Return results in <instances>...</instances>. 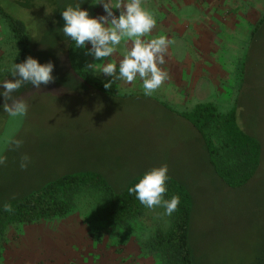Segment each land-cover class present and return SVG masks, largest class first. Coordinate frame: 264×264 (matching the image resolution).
<instances>
[{"label": "rangeland", "instance_id": "obj_1", "mask_svg": "<svg viewBox=\"0 0 264 264\" xmlns=\"http://www.w3.org/2000/svg\"><path fill=\"white\" fill-rule=\"evenodd\" d=\"M93 1L24 0L21 5L0 0L3 10L24 23L31 37L30 56L41 64L51 61L55 77L40 89L25 84L13 93L28 105L24 116L11 117L4 112L0 95V143L15 134V139L23 141L18 150L5 153L6 164L0 165V204L22 198L67 173L96 174L110 190L119 193L132 177L166 164L168 176L180 180L192 195L191 239L199 263L250 264L255 258L264 262V80L258 78L255 86L254 75L241 98L246 106L243 122L260 138L262 162L256 173L254 170L247 180L231 187L210 175L193 129L168 111L183 97L176 93L173 79L162 84L163 94L154 92L151 96L145 95L143 88L123 94L117 85L103 90L105 93L99 86L92 90L91 80L74 78L72 73L91 70L87 65L94 58L84 54L90 43L81 49L73 41L70 62L75 70L66 69L68 37L60 30L64 25L61 10L80 2V7L95 17L89 10ZM263 12L264 0H255V14L244 16L243 30L228 34L236 46V89L249 31ZM2 23L8 26L0 15V26ZM4 38L11 41L6 29ZM18 49L16 46L13 57L9 51L0 62V83L12 79L9 70L18 63ZM232 50L228 45V53ZM117 51L118 62L127 52L123 41ZM250 52L255 53V47ZM165 61L160 67L163 71L168 68L169 77L178 62L169 50ZM234 98L217 106L218 111L230 109ZM208 136L214 145H220L217 132L210 128ZM23 154L30 157L25 170L20 168ZM77 156H81L79 161ZM70 198L69 210L62 216L6 227L0 239V264H168L152 243L154 234L169 224L171 215H164L162 207L149 209L140 204L137 215L119 224L105 219L106 196L101 189L79 185Z\"/></svg>", "mask_w": 264, "mask_h": 264}, {"label": "trees", "instance_id": "obj_2", "mask_svg": "<svg viewBox=\"0 0 264 264\" xmlns=\"http://www.w3.org/2000/svg\"><path fill=\"white\" fill-rule=\"evenodd\" d=\"M11 1L24 4V0ZM0 15L7 20L11 36L19 45L18 63H21L31 55V37L21 20L12 17L1 7ZM71 44L72 41L68 38L64 63L66 69L70 71L75 70L70 62ZM252 46L255 47V53L250 52L251 48H254ZM239 72L238 93L233 105L225 113H218L210 102L197 103L187 112L174 113L167 108L172 115L181 117L193 129L202 162L210 175L231 187L247 180L254 170L256 173L263 158L260 138L252 135L243 122L242 113L246 106L241 98L244 89L253 82L254 75L255 86L258 78L264 80V12L249 31L248 46ZM210 128L220 135L219 146L214 145L210 140L208 136ZM144 173L132 177L119 193L110 190L109 185L96 174L90 172L63 174L22 198L0 204V239L4 229L10 224H27L64 215L70 207V195L79 185L101 189L106 196L103 210L105 219L107 222L123 224L137 215L140 210L141 203L135 194H129L128 188L133 186ZM166 189L164 198L170 199L173 195H177L180 197V204L177 211L171 214L168 227L157 231L152 243L168 264H200L197 248L191 239L192 195L180 180L170 176L166 181ZM5 204L11 206V212L4 211ZM250 264H264V262L255 258Z\"/></svg>", "mask_w": 264, "mask_h": 264}, {"label": "clouds", "instance_id": "obj_3", "mask_svg": "<svg viewBox=\"0 0 264 264\" xmlns=\"http://www.w3.org/2000/svg\"><path fill=\"white\" fill-rule=\"evenodd\" d=\"M81 2V0H80ZM80 2L75 6L68 5L61 10L64 20L61 33L74 42L76 48L84 49L86 44L91 45L85 50V55H91L96 61H105L106 58L116 53L121 42L128 45L127 52L118 62H106L100 65L99 73L111 79L104 83L106 89L113 82L123 81L125 84L142 81L144 94L151 96L168 79V73L160 65L165 64V56L169 45L173 41L161 35L151 39L149 36L156 26L154 16L144 7L142 0H97L104 9V15L92 17L86 9L80 7ZM119 10V14L114 13ZM55 23V21H54ZM87 68L92 69L93 63ZM12 79H6L2 85L3 111L11 117L27 114L28 105L22 98H16L13 93L25 84H31L35 89L55 81L52 75L53 63H39L36 58L28 56L21 63H13L10 68ZM23 144L21 139H10L9 146L18 150ZM7 157L0 155V165L6 164ZM30 163V157L23 154L20 159V168L25 170ZM168 179L167 165L153 167L147 170L139 180L128 188L129 194H135L137 200L149 209L162 207L164 215H171L177 211L180 197L173 195L165 199ZM5 212H11L10 205L5 204Z\"/></svg>", "mask_w": 264, "mask_h": 264}, {"label": "crops", "instance_id": "obj_4", "mask_svg": "<svg viewBox=\"0 0 264 264\" xmlns=\"http://www.w3.org/2000/svg\"><path fill=\"white\" fill-rule=\"evenodd\" d=\"M112 3L114 4L115 0H112ZM90 5L89 10L95 13V17L105 14L103 6L97 3V0ZM142 7L156 20L155 28L144 38L151 39L163 35L173 41L168 50L178 63L171 68L168 78L173 79L177 87L176 93L183 97L172 104L174 107L169 110L187 112L197 103L210 102L218 111L217 106L224 105L228 100L230 102L237 90L236 77L233 73L236 65V46L234 39H229L228 34L238 29L243 30L244 16L255 14V0H142ZM113 11L119 14V10ZM5 29L11 38L9 42L4 38ZM0 35L3 39L0 40V62L2 60L4 62L9 51L13 57L16 46L19 48V45L11 36L9 26L6 27L3 23L0 26ZM228 45L231 49L234 48L231 53L227 51ZM123 46L128 50L127 43L123 42ZM119 55L116 50V53L105 61L94 60L93 68L89 71H72L74 78L91 80L92 82H88L90 89H98L95 86H99L105 91L104 83L111 78L99 73V67L106 62H117ZM166 70L169 71L168 68ZM113 85H117L123 94L138 93L143 88L139 77L130 84L115 81L111 86ZM104 91L102 93H105ZM155 92L163 94L162 86ZM90 94L91 92L88 95ZM84 101L81 99V102ZM16 137L17 134L5 138V141L2 140L1 155H5L11 149L9 140ZM75 159L79 161L81 156ZM47 230L51 233L49 229ZM11 250L15 251L13 248Z\"/></svg>", "mask_w": 264, "mask_h": 264}]
</instances>
